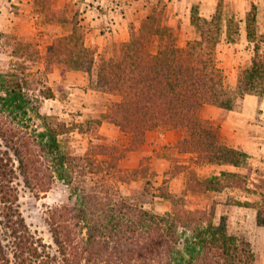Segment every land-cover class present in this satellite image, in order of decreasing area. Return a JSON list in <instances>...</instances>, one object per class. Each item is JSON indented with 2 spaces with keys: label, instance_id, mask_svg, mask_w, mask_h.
I'll return each instance as SVG.
<instances>
[{
  "label": "rangeland",
  "instance_id": "1",
  "mask_svg": "<svg viewBox=\"0 0 264 264\" xmlns=\"http://www.w3.org/2000/svg\"><path fill=\"white\" fill-rule=\"evenodd\" d=\"M32 1L25 9L0 10L7 24H0V154L11 158L16 208L33 240L42 246L39 252L49 254L57 264H68L55 243L53 229L58 227L69 232L79 247L72 264H88L87 230L78 216L83 197L91 196V210L98 214L120 200L158 215L206 212L215 224L223 221L231 235L249 243L256 264H264V245L258 243L261 236L254 219L264 209L261 167L248 162L243 171H222L228 165L210 163L205 155L181 147L187 134L176 130L148 132L143 144L135 145L130 135L102 119L119 97L94 90L89 75L143 25L168 29L177 44L186 47L199 38L192 22L198 16L218 19L221 36L214 50L216 63L224 72L225 87L236 91L241 73L251 66L255 54L254 43L248 41L247 15L255 6L257 35L264 39V0H206L205 6L189 2L182 8L177 3L182 0ZM4 86L25 96L23 111L2 109ZM247 96L251 95L237 96L231 111L243 109ZM252 96L260 100L253 112L257 118L253 125L259 126L264 95ZM212 107L222 112L219 120L230 110L209 105L201 116L211 124L216 144L233 149L222 143L221 125L212 118ZM45 117L66 125V133L58 140L71 157L70 184L46 169L51 163L41 156L38 134L44 131ZM171 132L180 133V139ZM19 149L30 160L31 171L42 170L30 177V185L15 155ZM222 173L235 178L211 186L209 181ZM1 209L0 203V216ZM3 222L0 217L1 240L13 264H19L13 259L11 231Z\"/></svg>",
  "mask_w": 264,
  "mask_h": 264
},
{
  "label": "trees",
  "instance_id": "2",
  "mask_svg": "<svg viewBox=\"0 0 264 264\" xmlns=\"http://www.w3.org/2000/svg\"><path fill=\"white\" fill-rule=\"evenodd\" d=\"M192 22L199 38L186 47H180L168 29L143 25L129 42L114 49L112 58L103 59L97 71L90 70L94 90L119 97L109 104L102 119L130 135L135 145H142L151 131L185 132L187 137L180 145L189 152L205 155L210 163L244 168L247 154L216 144L212 126L201 113L209 105L231 111L237 96L264 95V39L257 35L256 7L246 20L248 41L254 43L255 54L251 66L241 73L236 91L225 87L224 72L216 63L214 50L221 36L218 19L197 16ZM3 88L6 97L1 99L2 109L23 111L25 96L8 86ZM43 123L38 141L41 156L51 163L46 169L70 184L71 157L58 140L66 133V125L53 117L43 118ZM15 155L30 185V177H37L42 170L31 171L30 160L20 149ZM10 166L11 158L0 154V217L14 240L13 259L19 264H57L49 254L39 252L42 246L33 240L21 219ZM232 177L222 173L209 184L222 185ZM91 200V196L83 197L78 216L87 230L84 251L91 256L88 264H256L251 245L231 235L223 221L215 224L206 212L158 215L120 200L98 214L91 210ZM257 222L264 225V209L258 212ZM53 234L62 261L72 264L79 247L71 234L58 227ZM7 250L0 237V264H13Z\"/></svg>",
  "mask_w": 264,
  "mask_h": 264
},
{
  "label": "crops",
  "instance_id": "3",
  "mask_svg": "<svg viewBox=\"0 0 264 264\" xmlns=\"http://www.w3.org/2000/svg\"><path fill=\"white\" fill-rule=\"evenodd\" d=\"M30 1L31 0H1L0 10H5L13 6L25 9L26 7L33 5V1ZM189 2H191V5L205 6L206 0H182L181 4L177 1L179 8H182V5H188ZM2 15L4 14H1L0 16ZM0 24L7 25L6 22L3 21V18H0ZM244 103L245 106L243 109H240L239 111H229L222 120H219L218 118L222 112L219 109L212 107L210 109L214 115L212 118L221 125L220 134L222 143L228 147L244 152L248 156V162H252V165L261 167L262 171H264V114L258 121L259 126H257V124L253 125V122L257 120L256 115H253V112L259 108L260 100L256 96L251 95L244 98ZM262 109H264V102ZM170 134L174 135L177 139H180V133L171 132L169 135ZM243 170L244 168L233 166H223L222 168V171L228 172H238ZM257 216L258 213L254 218L255 229L257 230V234L261 236L258 238V243L263 246L264 225L258 224Z\"/></svg>",
  "mask_w": 264,
  "mask_h": 264
}]
</instances>
